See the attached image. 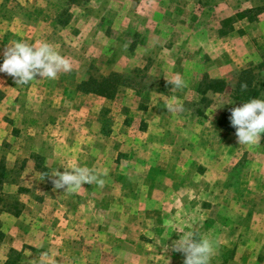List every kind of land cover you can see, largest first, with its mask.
Listing matches in <instances>:
<instances>
[{
  "label": "rangeland",
  "instance_id": "374dc122",
  "mask_svg": "<svg viewBox=\"0 0 264 264\" xmlns=\"http://www.w3.org/2000/svg\"><path fill=\"white\" fill-rule=\"evenodd\" d=\"M15 41H46L72 65L27 84L0 72L1 191L46 231L39 253L184 264L173 245L194 232L213 242L209 264H264V133L245 146L219 125L239 72L264 99V0H0V63ZM102 78L110 98L78 88ZM219 79L225 92L205 89ZM74 165L104 183L56 189L52 174ZM9 249L0 260L28 264Z\"/></svg>",
  "mask_w": 264,
  "mask_h": 264
},
{
  "label": "clouds",
  "instance_id": "9594fccd",
  "mask_svg": "<svg viewBox=\"0 0 264 264\" xmlns=\"http://www.w3.org/2000/svg\"><path fill=\"white\" fill-rule=\"evenodd\" d=\"M2 55L0 72L9 74L19 84H27L36 76L54 79L58 73L72 69L70 61L46 41H39L35 45L15 41L6 47ZM170 84L180 88L185 81L181 74L176 73ZM180 107L181 105L176 104L171 110H178ZM229 119L236 130L238 144H258L261 134L264 133V99L252 98L241 106L232 108ZM52 175L57 177L52 181L56 189L75 190L82 188L83 184L104 183L88 167L74 165L73 170L64 172L56 169ZM173 247L185 254L184 264H209L214 251L213 242L209 238L196 239L194 232L182 234Z\"/></svg>",
  "mask_w": 264,
  "mask_h": 264
},
{
  "label": "trees",
  "instance_id": "16d2710c",
  "mask_svg": "<svg viewBox=\"0 0 264 264\" xmlns=\"http://www.w3.org/2000/svg\"><path fill=\"white\" fill-rule=\"evenodd\" d=\"M79 1L87 2L88 0H68L70 4H76ZM254 76L250 69L239 72L237 81L234 89L229 93V105L225 107L219 118V125L226 131H234L235 128L230 124L231 109L234 107L241 106L242 103L247 102L252 98H259L261 83L260 81H254ZM110 85V78H102L100 81L88 79L80 84L78 87L80 91L84 93L95 94L98 96L110 98L115 91L114 86ZM246 87H242L245 86ZM226 83L223 80H214L206 86V90H210L213 93L221 94L226 91ZM10 171L7 169L4 160H0V214L3 212L10 213L18 216L23 208V205L18 202L16 198L10 196H4L5 194L1 191L4 184L10 183ZM4 233L2 231V225L0 222V244L3 242ZM9 256L19 257L20 254L14 250L9 249ZM10 259L5 264H10Z\"/></svg>",
  "mask_w": 264,
  "mask_h": 264
},
{
  "label": "crops",
  "instance_id": "0c3cea01",
  "mask_svg": "<svg viewBox=\"0 0 264 264\" xmlns=\"http://www.w3.org/2000/svg\"><path fill=\"white\" fill-rule=\"evenodd\" d=\"M25 211H28L27 207L24 208L22 214H25ZM22 214H19L18 216L7 212L0 214V222L3 225L2 230L4 232V244L18 252H22L24 257L27 256L26 259H28V261L26 262L28 264H43L45 262L50 264H60L61 262L67 264L70 260L71 263L76 260L75 254H70L69 249H67L68 253H66L65 248L51 255H48L47 253L42 254L43 252L39 253V248L45 242L43 235L46 231H43V228L41 229V227H38V232H35V226H30L32 223L29 224V221H27L23 217L24 214ZM36 251L38 252L37 254L31 255V253H36ZM0 264H5V260H0Z\"/></svg>",
  "mask_w": 264,
  "mask_h": 264
}]
</instances>
